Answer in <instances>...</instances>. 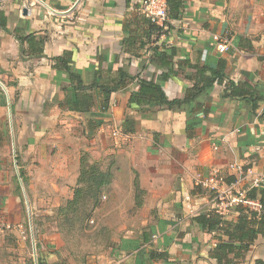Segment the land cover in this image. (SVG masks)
Masks as SVG:
<instances>
[{"label": "crops", "instance_id": "crops-1", "mask_svg": "<svg viewBox=\"0 0 264 264\" xmlns=\"http://www.w3.org/2000/svg\"><path fill=\"white\" fill-rule=\"evenodd\" d=\"M78 1L0 0L7 21L6 29L0 25V83L11 80L20 91L18 108L27 111L22 129L30 126L34 133L30 147H37L38 140L46 148L49 139L58 144L52 136L66 123L62 114L69 117L66 126L73 133L81 124L87 126L85 115L59 106L69 76L55 69L52 60L66 52L72 53L73 67L86 86L96 80L100 68L114 73L122 68L160 84L169 100L186 97L193 85L188 75L196 73L191 67L223 66L224 83L181 108L131 103L139 91L137 82L117 91L104 116L93 108L104 124L97 139L84 146L91 152L105 150L98 140L110 125L134 131L111 150L114 165L129 176L128 192L117 185V178L111 191L130 204L126 208L115 203V210L132 209L137 215L121 226L129 230L103 264H218L211 256L215 233L194 219L214 211L219 192L230 196L264 176V0H177L182 6L178 17L171 19L168 32L158 35L143 13L144 0ZM15 31L46 38L43 57H24L28 48ZM216 35L228 41V52L218 51ZM155 51H165V61L156 58ZM228 81L254 87L261 99L258 108L254 110L251 101L225 98ZM50 130L53 133L47 134ZM79 146H69L72 155L50 162L66 178L69 172L73 179L79 176ZM123 160L127 169L122 167L126 161L119 167ZM204 184L217 191L199 187ZM227 218L235 222L237 215L231 212ZM259 262L264 264L261 237L241 264Z\"/></svg>", "mask_w": 264, "mask_h": 264}, {"label": "rangeland", "instance_id": "rangeland-1", "mask_svg": "<svg viewBox=\"0 0 264 264\" xmlns=\"http://www.w3.org/2000/svg\"><path fill=\"white\" fill-rule=\"evenodd\" d=\"M19 105L20 91L16 90L15 82L0 83V264H103L117 240L129 230L121 226L137 215L136 210L114 209L120 203L126 208L130 206L129 200L117 194L118 191H111L115 178L123 192H128L129 188L127 172H119L114 165L111 150L121 145L115 144L111 137L115 125H110L104 139L98 140L105 150L91 152L85 149V142L91 144L97 139L101 127L94 137L86 132L87 126L83 124L73 133L66 126L70 123L69 117L62 114L66 122L61 124L63 129L47 133H53L58 144L49 139L51 142L48 141L46 148L38 140L37 147H30L34 133L30 126H25L26 131L22 129L27 111L19 110ZM48 105L52 108V104ZM128 139L129 135L123 141ZM73 144L80 145V160L85 157L90 165L109 172L112 178L100 192L98 203L88 197L78 210L71 212L62 208L73 199L79 176L73 179L69 172L66 178L58 171V166L50 162L54 157L60 160L72 155L69 146ZM61 147L69 152H62ZM126 160L120 162L119 167ZM126 163L122 166L125 169ZM217 184L222 186L220 182ZM200 186L206 191H217L205 184Z\"/></svg>", "mask_w": 264, "mask_h": 264}, {"label": "trees", "instance_id": "trees-1", "mask_svg": "<svg viewBox=\"0 0 264 264\" xmlns=\"http://www.w3.org/2000/svg\"><path fill=\"white\" fill-rule=\"evenodd\" d=\"M168 2L170 19L177 18L182 7L181 3L177 0H169ZM0 17V25L6 29L7 21L3 13H0ZM150 29L157 35L161 34V29L152 23ZM15 37L20 44L26 45L28 48L22 52L24 57H43L46 38L41 39L35 35L20 36L16 31ZM155 57L159 58L162 62L165 61V51L163 53L155 51ZM52 61L54 62L55 69L63 71L69 76V87L65 89V98L59 103V106L85 115L88 130L93 133L104 124V121L99 116H104L107 112L111 96L134 82L138 83L139 91L132 95L130 99L131 103L139 106L160 105L174 109L192 104L214 84H223L226 79L223 66L218 69H211L208 66H193L191 68L195 69L196 73L188 75V79L193 82V85L188 90L186 97L169 100L160 84L140 79L139 75L132 76L122 68L118 69L115 73L100 68L97 74L99 76L96 80L86 86L81 73L73 67L71 52H66ZM169 64H166L167 68L170 67ZM165 78L167 77L165 76ZM93 93H95V96ZM225 98H238L251 101L254 110L258 108V104L261 102L258 92L254 87L249 84L237 86L231 81L227 82ZM96 104L99 109V116L93 114V108ZM121 130L125 135L134 132L128 130L126 127ZM111 178L112 175L109 172L100 171L96 165H90L89 161L85 157H82L77 182L78 187L75 189L73 199L69 201L67 207L62 208V211L69 210L72 212L78 210V207L88 197H91L98 203L100 192L110 184ZM135 189L138 193L139 184L137 180H135ZM247 189V200L258 203L259 209L244 205L235 207L232 211L233 214L237 215L235 222L229 221L227 217H222L214 211L194 219L202 229L215 233L217 245L211 252V256L218 264H241L258 239L260 237L264 239V186L249 187ZM38 264L42 263L39 262ZM258 264H263V262H259Z\"/></svg>", "mask_w": 264, "mask_h": 264}, {"label": "built area", "instance_id": "built-area-1", "mask_svg": "<svg viewBox=\"0 0 264 264\" xmlns=\"http://www.w3.org/2000/svg\"><path fill=\"white\" fill-rule=\"evenodd\" d=\"M168 1L169 0H144L142 4L143 13L153 25L161 29V33L163 34L170 29L171 19ZM223 38L224 37L218 35L214 37V40L218 43L217 49L220 53H226L229 50V43ZM126 136L128 135H125L120 128H112L111 137L115 144L121 143ZM260 186H264V176L256 178L252 187ZM247 190L248 189L237 190L236 193H232L230 196H227L226 193L219 192L214 212L222 217H228L232 210L239 205L259 209L258 203L247 200Z\"/></svg>", "mask_w": 264, "mask_h": 264}, {"label": "water", "instance_id": "water-1", "mask_svg": "<svg viewBox=\"0 0 264 264\" xmlns=\"http://www.w3.org/2000/svg\"><path fill=\"white\" fill-rule=\"evenodd\" d=\"M81 0L78 1V3L80 2ZM25 12V11H24Z\"/></svg>", "mask_w": 264, "mask_h": 264}]
</instances>
